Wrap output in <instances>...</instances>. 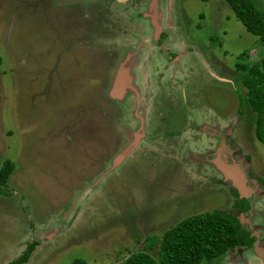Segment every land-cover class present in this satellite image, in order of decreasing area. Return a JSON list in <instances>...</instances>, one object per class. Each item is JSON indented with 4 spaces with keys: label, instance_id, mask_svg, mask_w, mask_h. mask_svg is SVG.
Instances as JSON below:
<instances>
[{
    "label": "rangeland",
    "instance_id": "374dc122",
    "mask_svg": "<svg viewBox=\"0 0 264 264\" xmlns=\"http://www.w3.org/2000/svg\"><path fill=\"white\" fill-rule=\"evenodd\" d=\"M58 1L0 0V169L13 165L0 195V264L32 242L23 264H123L189 216L237 213V188L216 161L242 175L264 249V145L236 67L263 59L264 43L224 0H74L75 18ZM80 5L90 22L74 33L89 20ZM148 90L157 130H133V100L145 122ZM180 130L170 146L167 132ZM150 132L161 136L153 152ZM230 260L260 264L250 249L211 264Z\"/></svg>",
    "mask_w": 264,
    "mask_h": 264
},
{
    "label": "trees",
    "instance_id": "16d2710c",
    "mask_svg": "<svg viewBox=\"0 0 264 264\" xmlns=\"http://www.w3.org/2000/svg\"><path fill=\"white\" fill-rule=\"evenodd\" d=\"M207 2L209 0H199ZM246 31L264 43V9L252 0H224ZM248 54H241V60ZM243 73L242 85L246 91L243 98L255 113L254 134L264 145V58L257 62L237 64ZM12 163L5 161L0 169V195L8 194L6 185L12 172ZM254 239L243 228L240 220L231 212L215 210L189 216L167 229L161 239L149 236L144 249L132 253L123 264H202L221 258L227 251L252 247ZM30 243L14 264H23L35 247ZM157 247V248H156ZM148 251H156V257ZM73 264H85L76 260Z\"/></svg>",
    "mask_w": 264,
    "mask_h": 264
},
{
    "label": "flooded vegetation",
    "instance_id": "af4514ba",
    "mask_svg": "<svg viewBox=\"0 0 264 264\" xmlns=\"http://www.w3.org/2000/svg\"><path fill=\"white\" fill-rule=\"evenodd\" d=\"M56 1V0H55ZM80 1H83V0H80ZM74 2V0H61V1H58L57 3H55V10L56 9H58V8H64V7H66V9H67V11H66V13L67 14H69V15H71V16H69V18L71 17V18H75L76 17V12H77V10H76V6H75V3H73ZM118 2H120V1H118ZM85 7V8H84ZM79 9H85V11H86V13L87 14H85L84 15V17H88V19H89V17H90V15H89V13H90V11H89V9H88V6L86 7V6H83V5H80V7H78ZM58 12H59V9H58ZM89 12V13H88ZM73 20V24H74V26H75V23H76V20H74V19H72ZM90 22V19L87 21L86 20V22L85 21H82V22H80V23H78L77 24V27H76V31L75 30H73V32L75 33H79L78 32V29H80V28H82L81 27V24H82V26H84L85 24H87V23H89ZM81 32V31H80ZM162 32H160V34H161ZM83 36H85V35H83ZM96 36V35H95ZM86 38H91V37H89V36H85ZM161 40V38H158V41H157V43H159V41ZM95 48V47H94ZM113 54V53H112ZM170 57H172V55H170ZM173 60H176L177 58H176V56H173ZM112 62H114L113 60H112ZM111 62V63H112ZM170 62H172V61H170ZM110 63V64H111ZM111 67H109V70L107 71L106 70V72H109L111 69H110ZM107 75V74H106ZM114 83H115V81H114ZM148 96H149V104H148V108H150V111H147V113H148V115L145 117V122L144 121H142L141 119H143V117H141L140 115V108H141V104H140V102H139V100L137 101L136 99H134L133 101H134V104H133V108H135L136 109V115L134 116V120L136 121V126H134V129L133 130H141V127H142V129H144V130H157V128L156 127H154V126H150L151 124H152V122H155V119H154V115H153V113H154V111H153V109H152V107H151V104H152V95H151V93L149 92V90H148ZM156 111V110H155ZM117 112H119L118 114H117ZM113 117V116H112ZM116 119H117V122H120V120L122 121V120H125L126 119V117H125V113L123 112V110H117V111H115V116H114ZM113 119V118H112ZM106 120H107V118H106ZM148 121H149V123H148ZM142 124H144V126L142 125ZM123 130H124V127H123ZM123 130H116V132H115V136L113 137V139H112V141L114 140V142L115 143H119L121 140H122V138H123ZM197 130H203V128H202V125L201 126H196V129H194V130H191V131H193V132H195L192 136H191V138H193V140H192V143H193V146H197V143L199 144V142H200V140H199V138H198V133H197ZM210 130H214L213 128H211ZM185 131L186 130H180V131H178V132H167V135L164 137V135L162 136V139H163V137L164 138H168V141L170 140V142H171V144H169L170 146H173V144H174V141L177 139V138H182L183 136H184V133H185ZM148 137H150V138H148L149 139V150H151V152H153L152 150H153V148H155V146H157V140H159V139H161V136H159V135H157L156 133H151L150 132V136H148ZM172 139V140H171ZM185 140V142L187 143V139L186 138H184ZM191 140V139H190ZM156 142V143H155ZM169 142V143H170ZM182 142V141H181ZM155 144V145H154ZM168 145V146H169ZM199 146H200V144H199ZM198 146V147H199ZM153 147V148H152ZM196 148V147H195ZM169 160H170V162L171 161H174L173 160V158L171 157V158H169ZM176 163L177 162H179V159H177V161H175ZM181 163V165H183L185 162H180ZM192 172V171H191ZM232 192H233V194H234V196H235V200H234V202H233V209H234V211L235 212H237V213H239V214H243V216H244V218L246 219L245 220V222H240V224L243 226V228H245V229H247L249 232H250V237L251 238H253L254 239V241H253V243H252V247L250 248V247H244V248H236V249H250V250H252V251H254L255 252V245L257 244H259V241H258V239H257V237H256V235L255 234H257V233H255V231L251 228V224L249 223V221H248V217L249 216H251V212L253 211V203H252V201L250 202V201H248V198L250 197L249 196V189H248V191H247V197H243V195L241 194V193H239V191L237 190V189H234L233 188V190H232ZM264 212H262L261 213V216H262V214H263ZM264 216V215H263ZM262 216V220H264L263 217ZM37 244V243H36ZM36 244H35V247H36ZM33 250H35V248L33 249ZM263 252H264V249H261ZM33 252V251H32ZM32 254V253H31ZM227 254V252L222 256V258L225 256ZM256 254V253H255ZM257 257H258V259H259V261H260V264H264V254H262V256L260 255H257ZM19 258V257H18ZM16 261V260H15ZM213 262V261H212ZM212 262H210V263H205V262H203L204 264H211ZM230 262H231V260L229 261V264H230ZM202 263V264H203Z\"/></svg>",
    "mask_w": 264,
    "mask_h": 264
},
{
    "label": "water",
    "instance_id": "95a60500",
    "mask_svg": "<svg viewBox=\"0 0 264 264\" xmlns=\"http://www.w3.org/2000/svg\"><path fill=\"white\" fill-rule=\"evenodd\" d=\"M137 139H140V137L136 138V140ZM216 164H217L218 168L221 170V172L223 173V175L225 176V180L226 179L231 180L233 182V184L236 186V188L241 190V194L243 195V197H247V191L245 190V187H244V179H243L242 175L240 174L238 168L237 167H231V166L229 167V166H227L221 162H218V161H216ZM232 214L234 216H236L240 220V222H245V219L243 218V214H240V216L237 215V213H232ZM255 235H257V234H255ZM233 250H236V249H232V250H229L227 252H230ZM254 250H255V253L259 256L260 255L262 256V254H264V252L261 250V248H259V246L257 244L255 245Z\"/></svg>",
    "mask_w": 264,
    "mask_h": 264
},
{
    "label": "bare ground",
    "instance_id": "6f19581e",
    "mask_svg": "<svg viewBox=\"0 0 264 264\" xmlns=\"http://www.w3.org/2000/svg\"><path fill=\"white\" fill-rule=\"evenodd\" d=\"M115 87H116V91H118L119 89H121V86H123V79L121 78V76L119 75V77L117 78L116 82H115ZM121 91V90H120ZM119 93V92H118Z\"/></svg>",
    "mask_w": 264,
    "mask_h": 264
}]
</instances>
